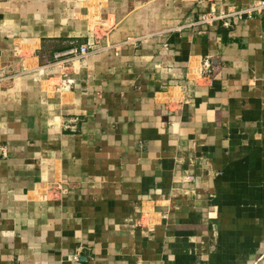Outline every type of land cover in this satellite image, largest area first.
<instances>
[{
	"label": "crops",
	"instance_id": "1",
	"mask_svg": "<svg viewBox=\"0 0 264 264\" xmlns=\"http://www.w3.org/2000/svg\"><path fill=\"white\" fill-rule=\"evenodd\" d=\"M257 1L0 0V264H264Z\"/></svg>",
	"mask_w": 264,
	"mask_h": 264
},
{
	"label": "built area",
	"instance_id": "2",
	"mask_svg": "<svg viewBox=\"0 0 264 264\" xmlns=\"http://www.w3.org/2000/svg\"><path fill=\"white\" fill-rule=\"evenodd\" d=\"M262 9H264V0H259L255 3H252L251 5H249V7L245 10H238V11L234 12L233 15L241 18V17H243V15H251L254 11H261ZM223 17H226V15H223ZM214 18H215L214 15H211V16L205 15L203 17V21L209 22L210 20H212ZM225 24H229L228 20L225 21ZM91 49H93L91 43H89V42L81 43L80 45L76 46L72 50V53H74V55H76L78 57H83L87 53H89ZM211 68H212L211 60L209 58H206L203 62V66L201 68L203 75L207 76L208 73L211 71ZM74 259H78V255L75 254Z\"/></svg>",
	"mask_w": 264,
	"mask_h": 264
}]
</instances>
